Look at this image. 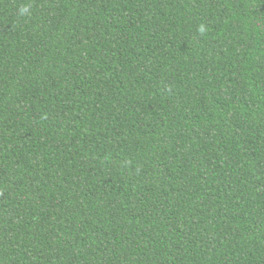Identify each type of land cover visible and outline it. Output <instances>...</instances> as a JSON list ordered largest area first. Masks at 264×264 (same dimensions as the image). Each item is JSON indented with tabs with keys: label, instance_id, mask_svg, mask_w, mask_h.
<instances>
[{
	"label": "trees",
	"instance_id": "16d2710c",
	"mask_svg": "<svg viewBox=\"0 0 264 264\" xmlns=\"http://www.w3.org/2000/svg\"><path fill=\"white\" fill-rule=\"evenodd\" d=\"M0 264H264V0H0Z\"/></svg>",
	"mask_w": 264,
	"mask_h": 264
},
{
	"label": "clouds",
	"instance_id": "9594fccd",
	"mask_svg": "<svg viewBox=\"0 0 264 264\" xmlns=\"http://www.w3.org/2000/svg\"><path fill=\"white\" fill-rule=\"evenodd\" d=\"M20 15H22V16H30V15H31L30 8H29L28 6L22 7V8L20 9ZM200 31H201V33H203L204 28L201 27V28H200Z\"/></svg>",
	"mask_w": 264,
	"mask_h": 264
}]
</instances>
